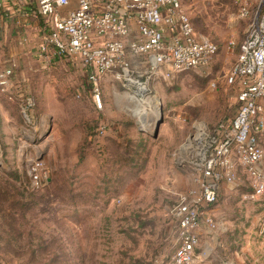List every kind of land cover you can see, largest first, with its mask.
Wrapping results in <instances>:
<instances>
[{
    "label": "rangeland",
    "instance_id": "rangeland-1",
    "mask_svg": "<svg viewBox=\"0 0 264 264\" xmlns=\"http://www.w3.org/2000/svg\"><path fill=\"white\" fill-rule=\"evenodd\" d=\"M262 1L181 0L218 46L211 62L149 78L133 57L129 79L99 77L100 108L87 70L45 42L36 4L3 2L0 72L13 64V75L0 87V264L173 263L172 208L180 193L200 192L184 144L196 123L214 128L235 115L238 89L224 77ZM25 8L32 13L19 15ZM219 189L201 230L210 254L198 264H264V197H252L243 167Z\"/></svg>",
    "mask_w": 264,
    "mask_h": 264
},
{
    "label": "built area",
    "instance_id": "built-area-1",
    "mask_svg": "<svg viewBox=\"0 0 264 264\" xmlns=\"http://www.w3.org/2000/svg\"><path fill=\"white\" fill-rule=\"evenodd\" d=\"M22 1L34 2L45 18L50 32L45 42L56 55L70 56L90 68L88 78L99 108V77L111 72L119 79H129L133 57L145 59L149 78L159 72L171 77L208 65L218 50L214 41L197 33L181 0H76V7L68 13L63 9L71 0ZM241 13L246 16L249 10L243 7ZM256 16L224 77L238 89L235 115L214 128L196 123L184 144L200 192L180 193L172 208L177 223L172 264H198L210 254L207 248L201 250V230L211 220L207 207L217 202L221 181L234 182L243 167L254 187L252 197H264V9ZM46 46L41 44V49L45 51ZM12 75L13 64L0 72V87L5 92ZM41 169L37 163L33 175L37 185L42 180Z\"/></svg>",
    "mask_w": 264,
    "mask_h": 264
},
{
    "label": "crops",
    "instance_id": "crops-1",
    "mask_svg": "<svg viewBox=\"0 0 264 264\" xmlns=\"http://www.w3.org/2000/svg\"><path fill=\"white\" fill-rule=\"evenodd\" d=\"M11 1H13V0H11ZM3 2H5V0H3ZM75 7H76V0H71L70 5L68 7H66L65 9H63V11L65 13H68L69 10H71V9H73ZM31 10H32L31 8H27L26 12L22 11V12H19L18 14L21 15V16H25L26 17V16L29 15V13H32ZM132 26H133V33H136V24H135L134 21L132 22Z\"/></svg>",
    "mask_w": 264,
    "mask_h": 264
},
{
    "label": "water",
    "instance_id": "water-1",
    "mask_svg": "<svg viewBox=\"0 0 264 264\" xmlns=\"http://www.w3.org/2000/svg\"><path fill=\"white\" fill-rule=\"evenodd\" d=\"M263 4H264V0L262 1V3H261V5H260V7H259V9H258V13L263 9ZM162 117L160 116L159 117V119L157 120V122H156V126H155V131H154V136H157V134H158V132H159V128H160V124H161V122H162Z\"/></svg>",
    "mask_w": 264,
    "mask_h": 264
},
{
    "label": "trees",
    "instance_id": "trees-1",
    "mask_svg": "<svg viewBox=\"0 0 264 264\" xmlns=\"http://www.w3.org/2000/svg\"><path fill=\"white\" fill-rule=\"evenodd\" d=\"M83 66V65H82ZM86 70H87V76H88V74L90 73V68H88V67H86V66H83ZM89 79V78H88ZM90 81V80H89ZM91 82V81H90ZM93 84V83H92ZM93 86H94V84H93ZM95 103V102H94ZM96 105V104H95Z\"/></svg>",
    "mask_w": 264,
    "mask_h": 264
},
{
    "label": "bare ground",
    "instance_id": "bare-ground-1",
    "mask_svg": "<svg viewBox=\"0 0 264 264\" xmlns=\"http://www.w3.org/2000/svg\"><path fill=\"white\" fill-rule=\"evenodd\" d=\"M144 88V87H143Z\"/></svg>",
    "mask_w": 264,
    "mask_h": 264
}]
</instances>
